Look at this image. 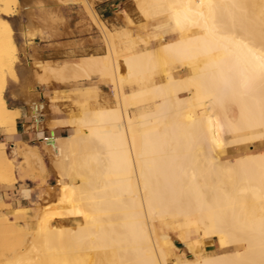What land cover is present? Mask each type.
<instances>
[{
  "label": "bare ground",
  "instance_id": "obj_1",
  "mask_svg": "<svg viewBox=\"0 0 264 264\" xmlns=\"http://www.w3.org/2000/svg\"><path fill=\"white\" fill-rule=\"evenodd\" d=\"M134 2L147 18L164 17L172 38L143 49L129 39L128 52L118 54L114 33L92 8L107 51L83 56L71 72L42 66L50 76L111 78L115 104L55 112L47 141L56 142L60 202L41 217L26 258L8 263L264 264V0ZM19 3L0 0V125L12 130L19 109L5 92L19 79V58L8 17ZM31 105L38 124L43 103ZM64 127L73 132L61 136ZM245 141L262 146L242 150ZM231 144L235 154H226ZM23 154L29 163L40 156ZM6 173L15 178L0 147V178ZM67 216L79 224H53ZM177 217L217 237L222 250L171 260L160 228Z\"/></svg>",
  "mask_w": 264,
  "mask_h": 264
},
{
  "label": "rangeland",
  "instance_id": "obj_2",
  "mask_svg": "<svg viewBox=\"0 0 264 264\" xmlns=\"http://www.w3.org/2000/svg\"><path fill=\"white\" fill-rule=\"evenodd\" d=\"M103 1L20 0L16 13L8 17L13 24L15 39L18 43L19 60L16 62V70L19 81L9 80L5 97L9 106L11 96L20 98L22 101L19 104L27 106L28 113H26L25 120L29 121L30 125L34 123L33 127L37 125L35 128L38 137L43 133V128H52V120L57 112L63 115H72L71 113L75 112V115H78L85 102H90L88 104L92 107L101 106V104H115L111 78L105 75L102 77L99 72L91 73L90 78L82 73L83 77L75 78L70 73L73 62L81 61L85 55L103 54L108 49L107 43H104L106 38L104 34L102 35L103 32L99 25L97 26L98 23H95L96 19L91 18L92 8L96 17L100 18L114 33L116 42L120 46L117 48L118 54L128 52L125 45L128 44L129 39L135 41L134 48L143 49L147 46L157 47L172 38L173 34L170 29L162 27L164 17L147 18L136 8L134 0ZM76 20L82 23L81 34H78L79 30L74 33L70 27ZM76 34L91 39V42L76 45V49L64 54H55L53 51H36L41 44L62 38H72ZM122 40L124 41L121 44ZM44 65L56 66L59 69L67 65L65 70L70 71L71 75L69 74L70 76L66 78L59 74L47 75L43 68ZM181 69L182 66H178L173 70L178 72ZM34 99H39L43 103V120L41 118L42 123L38 122V124L33 122L35 117L31 112ZM21 114L19 109V116ZM64 130L67 133L73 132L72 127ZM0 131L15 134L17 129L12 130L10 127L0 125ZM230 138L229 134H226V139ZM0 142H5V144H0V147L13 162L16 176V179L11 178L6 173L4 178H0V191L2 189L6 191L5 198L0 195V264H9L8 262L14 260L17 255L20 258H26L28 250L38 242L41 217L45 216L46 211L50 209H48L49 206L56 207L55 203L60 200L59 176L54 165V159L56 160L58 155L55 144L49 141H45V151L30 145L33 142L18 140L14 146L4 141L2 136H0ZM235 146L234 144L228 145L229 150L226 154L234 153ZM261 146L259 141L241 143L242 150L259 149ZM25 149H33L40 155L36 157L37 161L33 158L34 163L30 161L31 165L29 159L25 160V154H23ZM17 185L19 190H16V194L9 193V190H15ZM22 196L30 197L28 206L22 205L20 198ZM78 222L80 220L77 221L69 216L67 219L60 217L53 221V224L70 227L77 226ZM200 233L196 228H187L180 217L173 218L171 222L163 224L160 228L161 238L165 240L171 260H192L206 253L215 254L222 250L217 237L209 240ZM19 251L22 252L20 255ZM16 252L17 254H14Z\"/></svg>",
  "mask_w": 264,
  "mask_h": 264
},
{
  "label": "crops",
  "instance_id": "obj_3",
  "mask_svg": "<svg viewBox=\"0 0 264 264\" xmlns=\"http://www.w3.org/2000/svg\"><path fill=\"white\" fill-rule=\"evenodd\" d=\"M107 0H104L103 2H105ZM80 14V13H78ZM74 33H76V30L78 31V34H81V30H82V23L80 22V20H76V22L74 23L73 26H70ZM86 30V29H85ZM76 34V36L72 37V38H62L53 42H49V43H44L43 45L41 44L40 46L37 47L36 51H53V53L55 54H64V53H69L72 49H76V45H81L83 42L84 43H90L91 39L89 38H84L81 35ZM22 100L20 98L17 97H10V106L12 108H18L20 109V111L22 112V114L17 118V131H16V135L14 133H9V132H4V131H0V136H2V139L4 141H6L7 143L11 144V145H16L17 141L20 140L21 142H33L32 146H37L39 147L42 151H45V141H47L48 138L54 136L55 132L52 128L50 127H45L43 128V133L40 134V136L38 137L37 134V130L35 127H33V124H31V126H29L30 122L26 121V113H28V108L27 106H25L24 104H19ZM66 128V127H64ZM64 128H62L59 132L61 136L66 135L65 134V130ZM63 130V132H62ZM52 131H53V135H52ZM50 142V141H49ZM53 142V143H51ZM51 144H55V141H51ZM0 144H5V142H0ZM16 179V176H15ZM16 190L18 191V185L16 186L15 190H9V193H14L16 194ZM32 194V193H31ZM0 195L5 198L6 196V191L5 190H1L0 191ZM21 201H22V205L28 206L29 205V200L30 197L28 196H22L20 197Z\"/></svg>",
  "mask_w": 264,
  "mask_h": 264
}]
</instances>
